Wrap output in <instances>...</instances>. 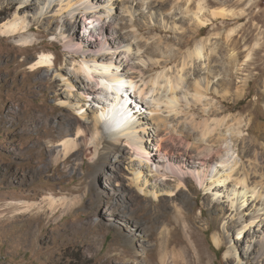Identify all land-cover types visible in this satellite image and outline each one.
I'll use <instances>...</instances> for the list:
<instances>
[{"label":"rangeland","instance_id":"rangeland-1","mask_svg":"<svg viewBox=\"0 0 264 264\" xmlns=\"http://www.w3.org/2000/svg\"><path fill=\"white\" fill-rule=\"evenodd\" d=\"M162 1L0 0V211L5 214L0 218V264H161L162 255L173 257L179 253H185L188 259L202 255L204 264H264L260 241L264 240V216L249 223L241 236L237 228L254 211L263 215L264 197L256 199L250 185L235 184L238 174L252 162L247 153L251 140H246L247 147L241 137L249 135L255 139V124L264 125V72L260 74L254 65L247 71L237 68L245 63L249 46L260 28L253 23L256 28L252 38L249 41L242 38L239 47H234L227 43L226 33L239 23L235 19L227 20L226 27L215 30L214 25L224 20L219 18L207 24L203 35L194 38L191 13L184 11L187 6L194 8L198 0L188 4L186 0H166L161 4ZM238 1L203 0L204 12L210 16V11L221 7L238 11L250 2ZM254 1L256 4L247 9L249 14L242 20L255 15L259 8L264 9V0ZM152 3L157 6L152 7ZM82 4L93 7L82 8ZM90 12L103 14L105 22H115L118 29L108 27L101 31L98 28H102L104 21L88 20L84 24ZM15 17H21L24 27L8 32L5 24ZM168 18L170 23L166 22ZM77 19L81 23L77 21V29L73 30ZM252 21L264 29V16L263 21L255 18ZM86 26L92 29L93 36L84 37L91 34L83 32ZM216 31L222 34L215 35ZM210 36L214 42L221 43L222 49L219 47L212 53L209 49L212 58L203 55L194 59L190 64L192 69L188 66L185 71L190 85L198 76L193 68L203 70V77H199L202 85L206 84L205 78L211 81L207 95L201 102H194L191 84L188 91L183 89L188 94L178 114L160 112L170 121L169 130L163 134L169 131L175 134L171 147L179 146L180 131L183 135L190 133L192 142L200 140L198 129L188 118L208 117L210 123L213 117L225 118L212 136L216 137L218 132L225 134L226 140L222 138V145L218 144L223 148L226 162L215 160L212 168L205 169H208L205 186L194 180L178 184L152 135L144 136L139 131L140 127L150 126L142 114L134 117L139 119L137 131L129 129L136 136L119 134L121 150L104 148L116 143L115 135L99 126L97 139L88 144L91 155H86L82 145L80 151L58 158L63 138L61 126L78 118L93 119L100 105L92 102V96L78 92L75 86L84 82L98 89L95 84L98 73L90 79L77 69L84 59L121 56L123 68L132 72L129 63L138 62L137 57L144 55L148 60L146 64L140 63L146 76H150L164 65L173 70L196 41ZM189 37L192 43L180 47L179 42ZM148 48L154 49L157 57H148L145 52ZM232 52H239L234 68L228 63ZM47 53L54 56L53 66H39L40 57ZM258 64L263 67L264 60ZM117 67L112 66V70ZM223 78L231 80L227 93L222 87L217 91L213 87L214 82ZM103 93L99 96L111 101L112 92ZM137 101L141 98L130 96L128 107L134 112L138 109ZM154 102L152 97L146 98L141 109L147 107L150 115L148 107ZM83 114L86 115L82 117ZM237 119L243 123L238 125ZM154 131L149 130V134ZM128 137L134 140L143 137V152L148 151L150 158L137 156ZM257 144L255 147L264 156V146ZM231 166L233 171L229 169ZM124 170L129 173L125 174ZM134 170L139 177L133 186H128ZM164 172L168 175H161ZM218 176L221 182L216 181ZM234 187L236 191L232 190ZM125 192L127 200L121 197ZM51 193L57 199L55 209L46 198ZM25 202L28 210L17 214L19 208H26ZM126 211L132 215L128 216Z\"/></svg>","mask_w":264,"mask_h":264},{"label":"bare ground","instance_id":"bare-ground-1","mask_svg":"<svg viewBox=\"0 0 264 264\" xmlns=\"http://www.w3.org/2000/svg\"><path fill=\"white\" fill-rule=\"evenodd\" d=\"M79 1L82 0H77V2ZM191 1L194 0H186V3L188 4ZM166 2V0H163L161 4H165ZM259 2L260 1H258L257 4H259ZM238 3H240V0L238 1ZM254 4H256V2L254 0H250V2H247V5L245 7L241 8L238 11L234 9H229L227 7H221L220 10L210 11V16H207V14H205L204 12L203 0H198L195 3L194 8H189V6H187L184 13H191L189 19L192 20V24L194 25V27L192 28V36L194 38L203 35L207 24L213 22V20L215 19H224L222 23L214 25L215 30H220L221 27H226L227 22L225 23V21L235 19V23H239V25L237 27L230 28L226 33L227 43L234 44V47H239L242 38L245 41H249L252 38L256 28L253 27L252 24H256V26L260 28V30L256 34L254 43L249 46V52L247 53L245 63L243 64V66L240 65L237 68L238 70L247 71L249 69L252 70V65H254L255 69L260 70L261 74L262 72H264V66L261 67L258 63L264 60V54L262 53V51H264V29L259 27L258 23H255V21L253 22L252 18L263 21L264 9L259 8L257 9L255 15H253L252 17L248 16L246 21L242 20L243 18H246L247 14H249L247 13V9L250 7L253 8ZM155 5V3L151 4L152 7H155ZM81 7L86 9H92L93 5L85 6L82 4ZM107 7H110V4ZM128 10L130 11V9ZM20 19L21 17H15L13 21L9 22V24H5L8 32L14 33L15 31L24 27L25 22L20 21ZM163 19L166 18L163 17ZM88 20L92 22H95L96 20L100 22L104 21V24H102V28H98L101 31H104L105 28L108 27H111L112 29H118V26L115 24V22H112V24H107L103 19V14L98 12H96L95 14L93 12H90L87 16H85L83 23L87 25ZM77 21L78 19L72 25L73 30L77 29ZM78 22L81 23V20H79ZM166 22L170 23V18H168ZM175 24H177L176 21H174V25ZM87 27L88 26L83 29V32L86 33L90 31L91 34L84 35V37L93 36L94 32L92 31V29L89 30V28ZM214 34L220 35L222 33L216 31L214 32ZM217 40L219 39L217 38ZM192 41V38L189 37L184 39L182 42H179V45L182 48L187 47L192 43ZM72 45L74 44L72 43ZM219 47L220 49H222L221 43L218 41L214 42L211 36L206 39L196 41L194 43V47L192 49H189L185 54L182 55L180 61H178L179 63L173 70L170 68L167 69L166 67L168 65H164L161 71H158L156 74H152L150 76H146V71L143 68V65L140 63L142 62L146 64L148 59L147 57H144V55H140V57H137L138 62L133 60L132 63H129L132 72H127V70L123 68V60H121V56H118L116 58H114L113 56H99L98 58H92L91 60L84 59V63H80L77 69L80 70L81 73L83 72L84 74H87L88 78L90 79L96 78L95 74L98 73L99 78L95 79V84L98 89L94 88V86L90 85L89 83L85 84L84 82L75 86L77 87L78 92H81V94L84 95L87 94L88 96H92V102L96 101L100 105L97 107L98 109L94 111L93 119L85 120L83 118H78L73 123H65L63 127L61 126V129L63 130L61 136L63 138L61 139V143L59 144L61 149L58 150V158H60V156H67L70 153L74 154L80 151L82 145L85 146V150L87 152L86 155H91V153L93 152L91 150V147H88V144L91 142H95V139H97L99 126H102V128L106 130L107 133H110L113 136L115 135L116 143L109 144L104 148L108 151L115 149L121 150L123 148V143L122 137L119 134L125 133L127 135L136 136L135 133L129 129L136 130V124L137 122H139V119L137 118L138 120H135L134 117L142 114L143 118L146 117L148 119V121H146L145 123L149 124L150 126L156 125V128H152L149 126L145 129L140 127L139 131L142 132L144 136L152 135V141L157 145V150L162 152L164 157H166V163L169 166V170L176 176L178 184L185 183L187 180H194L201 186H205L206 175L208 173V169L206 171L205 169L212 168L213 163L215 164V160L220 163L226 162L225 160H223L224 153L223 148L221 147V141L223 140L222 138L226 140L225 134L218 132V134H216V137L212 136L213 132L219 129L218 127L221 126V123L225 121V118H219V116L213 117V123H210L211 119L208 117L202 119H197L195 116L188 118L189 122H192L194 124V127L198 129L200 134V140L197 138L198 140L192 142V137L190 133H185L183 135V131H180L178 132L180 139L179 146L176 143L177 147H171L170 142L174 143L175 134H173L172 131L163 134L164 131L169 130L168 123H170V121L167 116L161 114L160 112L165 110L166 112H169L171 114H178L180 112L179 110H181L182 108V103L185 101L184 98H187L186 96L188 94V92H183V89L186 88V90L188 91L190 89L191 84L193 86L192 96L194 97V102H201L202 98L205 97L208 93L207 91L209 90V85L211 81L205 78L206 84L205 86L202 85V81L201 79H199V77L202 76L201 74L203 70L194 67L193 73L195 76L198 75V79L196 77L195 81H192L190 82V85H187L188 82L187 76H185V71L188 70V66H190L189 70L192 69L190 65L192 63V60L201 58L203 55L212 58V54L210 55L209 49L212 53L217 52L216 50ZM102 48H104V46H102ZM110 48L112 47H108V49ZM145 52L148 53V57L150 56V58L152 56L157 57L155 50L152 48H148ZM124 53L127 55L126 52ZM238 56L239 52H237L236 54L234 52L229 54L228 63H230L231 68L235 67ZM53 57L54 56L50 53L43 55L38 61L39 66L44 65L52 67L54 64ZM112 66L119 67H117V70H112ZM171 66L173 67V65ZM54 70L56 71L57 76H60V71L56 66H54ZM230 84V79L223 78L218 82H214L213 87L216 91L218 87H222V90L227 93L230 88ZM108 91H111L113 94V97L109 102L106 101L104 97H102L103 95L99 96V94L101 95L103 92ZM163 91H166V93L169 92V94L164 95ZM107 94L108 93H106V95ZM130 96L141 98L142 102L137 101L136 103L138 105V109H141L143 107V101L146 100V98L152 97L155 102L153 106L148 107V109H150L151 114H147L148 112L146 107V109H141V112L137 109L136 111L138 112V114L134 115L136 111L134 112L131 107H128ZM83 98L85 99L86 97L84 96ZM63 104L66 105L65 103ZM81 108L82 107L79 106V109ZM84 115L86 114H83L82 117H84ZM236 122L238 123V125H241L243 123L241 119H237ZM74 128L76 129V132L73 131ZM151 129H155V131L149 134V130ZM250 129L251 128L249 126L248 131ZM237 132L241 133V130ZM254 135L256 137L255 139L253 138L254 136L249 135H243L241 137L242 143H244V145H246L247 139L251 140V142L249 141L250 146L248 147V145H246L248 148L246 146L245 147L247 148L248 155H251L252 162L248 168L244 167L242 171L238 174V176L236 177L235 184L241 183L244 185H250L251 188H253V194L256 195L255 198L257 199L264 197V156L263 153H261L254 145L257 142L258 144L260 142L261 145L264 146V125L260 122L256 123L254 126ZM50 141L53 142V139H50ZM127 141L130 145L135 147L134 153L137 156H142L147 159L150 158L148 151L143 152V146L141 145V142H143V137L140 139L138 137V140H134L128 137ZM218 143H220L221 145L219 146ZM258 144L256 146H258ZM201 167L202 170L200 169ZM229 169L233 171L234 166H231ZM134 171L135 172H133V174L130 172L132 176L130 175L131 178L129 179L130 182L128 183V186H133V183L136 182L139 177L137 170ZM124 173L128 174L129 171L125 172L124 170ZM161 175L166 176L168 174L164 172L161 173ZM231 175L232 173L230 172L228 176L230 177ZM216 181L221 182L222 180L218 176ZM232 190L236 191L237 188L234 187ZM153 193L156 195V191H153ZM121 197L124 200L129 199L128 194L126 192L123 193ZM46 198L50 200L51 207L55 209V203L57 202L56 197L51 193ZM231 203L234 204L235 200L232 199ZM21 204L22 203L20 202L19 205ZM40 204L41 202L38 203L39 206ZM26 206L27 202H25V207ZM8 208L11 209V206H8ZM25 210H28L27 207L25 209L19 208L17 214H23L26 212ZM126 214L128 216L132 215L129 211H126ZM4 215L5 214L0 211V218L4 217ZM221 216L222 215L218 217L219 221L222 220ZM262 216H264V213L263 215H260L259 211L257 210L254 211L252 216L249 217L248 221L240 222L237 227L238 235L241 236L243 231L249 225V223L256 222V220ZM260 241H262V246L264 248V240L261 239ZM160 262L161 264H204V259L202 255L194 256L191 257V259H188L185 253H179L173 257L162 255L160 258Z\"/></svg>","mask_w":264,"mask_h":264}]
</instances>
